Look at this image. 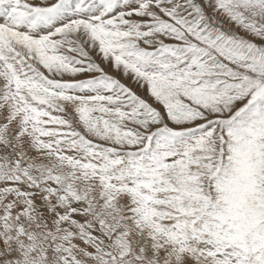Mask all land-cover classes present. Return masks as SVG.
I'll use <instances>...</instances> for the list:
<instances>
[{"label":"snow or ice","instance_id":"1","mask_svg":"<svg viewBox=\"0 0 264 264\" xmlns=\"http://www.w3.org/2000/svg\"><path fill=\"white\" fill-rule=\"evenodd\" d=\"M0 264H264V0H0Z\"/></svg>","mask_w":264,"mask_h":264}]
</instances>
